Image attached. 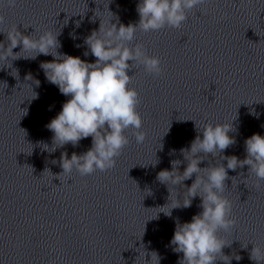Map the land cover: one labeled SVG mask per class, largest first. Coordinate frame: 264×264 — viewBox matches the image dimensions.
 <instances>
[{
	"label": "clouds",
	"instance_id": "9594fccd",
	"mask_svg": "<svg viewBox=\"0 0 264 264\" xmlns=\"http://www.w3.org/2000/svg\"><path fill=\"white\" fill-rule=\"evenodd\" d=\"M206 2L207 0H140L136 8L140 17L138 24L127 26L120 23L111 11L108 12L116 23L111 22L113 19L104 22L99 16H95L100 18L99 28L84 40L88 49L84 55L88 56L90 52L96 58L94 63L59 53V33L54 34L51 30L36 37L33 34H22L17 26L6 32L0 31L6 34L5 41L0 42V60L35 59L40 54L52 55L53 60L42 62L40 67L47 80L56 85L61 94L70 97L63 103L59 114L46 125L53 133L52 148L49 151L54 152L56 148L69 143L76 147L82 139L92 138V146L83 154L73 152L69 158L66 151L61 153L59 164L63 171L55 178L59 179L62 174L70 176L74 170L84 177L97 170L104 172L114 168L116 158L129 144L126 130H133L132 135L137 144L145 141L146 133L141 130L143 120L138 111L140 97L137 90L130 86L133 75H128V70L143 66L146 73L159 77L164 69L159 56H150L142 43H133L136 41V33L159 31L165 27L179 29L188 19V13ZM6 3L8 7H15L17 0H6ZM95 17L92 22H95ZM4 23L5 18L0 15V25ZM18 45L22 47L19 52L14 53L13 49ZM21 52H34L35 55L21 56ZM35 98L36 95L33 99ZM196 128L198 132H202L203 138L198 134L190 149L180 150L187 161L184 171H179L181 161L173 160L171 171L162 170L157 175L160 183L174 187L182 185L186 190L183 204H176L171 209L188 208L193 198H201L199 207L202 211L194 215L191 222L181 224L177 218L170 244L175 253H183L178 264H216L218 260L231 264L233 258L239 261L241 257L223 253V249L230 247L231 243L220 235L221 232L232 231L237 224L232 215V202L224 195L228 188V170L236 171L237 168L249 166L248 176L254 175L256 186L259 187V182L264 181V136L253 134L245 140L246 157L241 160L235 155H221L224 150L237 143L235 137L229 135L235 131L232 123L209 122L203 127L196 125ZM209 154L213 158L219 157V163L213 164L211 159L204 158L209 157ZM204 160H208V166L201 168L199 165ZM225 160L226 166L221 162ZM52 163L57 161L53 160ZM194 174L193 183L186 187L183 182L191 179ZM231 179L233 181L235 177ZM163 213L171 216V210ZM142 247L144 250L143 245ZM145 256H150L145 264H152L153 261L159 264L161 259L156 251L144 250V259ZM249 258L260 264L264 261V248L254 245Z\"/></svg>",
	"mask_w": 264,
	"mask_h": 264
}]
</instances>
